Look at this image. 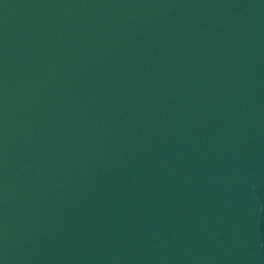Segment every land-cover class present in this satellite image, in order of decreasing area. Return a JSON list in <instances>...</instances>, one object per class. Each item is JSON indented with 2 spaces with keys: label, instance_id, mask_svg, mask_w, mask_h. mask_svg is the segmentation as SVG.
I'll list each match as a JSON object with an SVG mask.
<instances>
[{
  "label": "water",
  "instance_id": "water-1",
  "mask_svg": "<svg viewBox=\"0 0 264 264\" xmlns=\"http://www.w3.org/2000/svg\"><path fill=\"white\" fill-rule=\"evenodd\" d=\"M0 264H264V0H0Z\"/></svg>",
  "mask_w": 264,
  "mask_h": 264
}]
</instances>
